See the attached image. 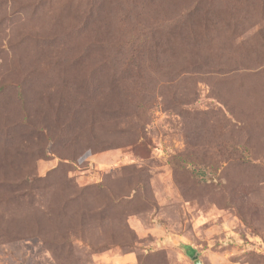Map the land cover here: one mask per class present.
I'll list each match as a JSON object with an SVG mask.
<instances>
[{"label":"rangeland","instance_id":"374dc122","mask_svg":"<svg viewBox=\"0 0 264 264\" xmlns=\"http://www.w3.org/2000/svg\"><path fill=\"white\" fill-rule=\"evenodd\" d=\"M264 264V0H0V264Z\"/></svg>","mask_w":264,"mask_h":264},{"label":"water","instance_id":"95a60500","mask_svg":"<svg viewBox=\"0 0 264 264\" xmlns=\"http://www.w3.org/2000/svg\"><path fill=\"white\" fill-rule=\"evenodd\" d=\"M193 264H200L199 260H195Z\"/></svg>","mask_w":264,"mask_h":264}]
</instances>
